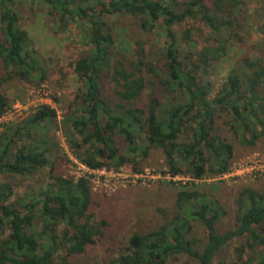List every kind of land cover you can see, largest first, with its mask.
I'll return each mask as SVG.
<instances>
[{
  "label": "trees",
  "instance_id": "obj_1",
  "mask_svg": "<svg viewBox=\"0 0 264 264\" xmlns=\"http://www.w3.org/2000/svg\"><path fill=\"white\" fill-rule=\"evenodd\" d=\"M24 1L0 0V118L13 108L8 87L18 81L40 86L50 75L20 26ZM39 1L56 33L76 23L90 48L71 63L82 88L68 115L59 121L56 109L41 104L0 128V264H73L104 237L107 222L94 212L90 179L60 170V146L52 134L59 126L91 169L133 163L142 172L159 152L167 165L163 174L196 180L227 173L235 160L234 144L219 133L218 119L243 146L264 139V45L238 58L218 90L211 80L232 43L242 40L249 18L264 36V0L254 13L248 0ZM121 18L136 20L130 27L164 42L152 52L141 41L134 47L130 42V49L119 46ZM198 22L207 32L203 45L189 26ZM182 24L188 27L180 31ZM43 175L48 180L37 189L17 193V177ZM164 182L179 187L174 213L134 231L111 264L181 258L215 264L235 240L242 241L236 259L219 264H264V185L239 186L234 224L221 231L228 210L207 183Z\"/></svg>",
  "mask_w": 264,
  "mask_h": 264
},
{
  "label": "rangeland",
  "instance_id": "obj_2",
  "mask_svg": "<svg viewBox=\"0 0 264 264\" xmlns=\"http://www.w3.org/2000/svg\"><path fill=\"white\" fill-rule=\"evenodd\" d=\"M260 0H248L247 6L249 13H254V9L259 7ZM20 26L28 31L31 36L34 48L38 51L43 63L50 73L49 79L40 86L29 85L25 82H15L8 87V92L12 100V107L19 104L13 114H5V119L0 121V128L4 123L16 122L27 117L41 104H48L58 112L59 121L70 113V106L82 88V83L78 79L71 63L74 62L83 52L90 48V40L84 35L82 29L76 24H72L65 33H56L54 23L49 15L48 8L39 0H25L21 7ZM250 15V14H249ZM136 20L131 18H121V27L117 31L118 45L129 48V43L135 41L143 42L148 52L155 51L164 42V37L152 34H143L135 25L130 27V23ZM125 30L124 27L127 26ZM194 27L193 36L204 44L206 40V30L199 22L190 23ZM188 27L182 24L179 27L183 31ZM263 35L257 31V24L252 17L246 23L245 31L242 32V40L236 39L229 48L226 56L215 65L211 80L214 82L215 89L218 90L226 79L229 70L236 60L243 55L255 54L259 48L263 47ZM120 43V44H119ZM58 98L57 99H55ZM7 115V116H6ZM219 133L229 138L235 147V160L259 154L264 157V139L256 147L243 146L238 141L229 126L224 124V119L217 120ZM55 140L59 143L60 151V170L66 176L78 177L85 174L82 168V161L75 155L63 127L59 126L52 131ZM113 172H120L130 178L135 174L133 163L105 167ZM166 170V160L164 155L154 152L148 161L145 162L144 172L147 177L138 183L121 184L117 183L114 177H108L102 171L94 174L91 179L94 191V212L98 220L107 222L104 230V237L96 244L88 248L86 254L72 259L73 264H111L116 256L119 247L123 246L131 234L141 229L143 226L160 223L166 214L174 213L175 197L179 187L164 184L163 180L153 178V174ZM49 174L48 170L45 172ZM182 176V175H181ZM184 176V175H183ZM182 176V177H183ZM48 180L47 176H40L35 179H21L17 177V193L34 188L37 189L40 182ZM179 181V180H178ZM185 179H181L178 184H183ZM188 184V183H187ZM261 187L264 185V178L256 181H249L246 178L240 179L235 183L212 182L207 183L210 191L213 192L221 201L222 205L228 210V214L222 218L220 230H226L233 226L234 216L237 209V195L240 185ZM184 185V184H183ZM205 186V185H204ZM198 235L204 236L202 229L198 230ZM242 241L235 240L228 244L224 251L215 259V264L223 261L236 259V248ZM185 258L176 259L169 264H196L187 262Z\"/></svg>",
  "mask_w": 264,
  "mask_h": 264
},
{
  "label": "built area",
  "instance_id": "obj_3",
  "mask_svg": "<svg viewBox=\"0 0 264 264\" xmlns=\"http://www.w3.org/2000/svg\"><path fill=\"white\" fill-rule=\"evenodd\" d=\"M19 106V104H16L11 110H9V112H7V114H13V112L15 111V109H17ZM14 110V111H13ZM7 116V115H6ZM5 115L2 116L0 118V121H3V119H5ZM82 168L85 171V174L78 176L76 178L79 177H88L91 181V179H95L92 178L94 174L98 173L99 171H102L104 174L108 175V177H114L117 179V183H121V184H130V183H140L142 182L147 175L145 176L144 172L135 174L134 176H132V178H130L127 175H123L120 172H113V170H107L105 167L103 168H99V169H91L88 166H86L84 163L81 164ZM183 176V175H182ZM181 175L178 176H172L170 173L167 174H163L162 172L160 173H156L153 174V178L159 179V180H163V181H174V182H179L181 179H185L186 181H184V185L187 183H191V182H195V183H212V182H232L235 183L240 179H247L249 181H256V180H260L264 178V157L260 156L259 154H255L253 156H248L246 158L240 159V160H236L233 161L230 170L225 173V174H221V175H215L212 177H207L205 179L202 180H196L193 179L190 176H183ZM179 180V181H178Z\"/></svg>",
  "mask_w": 264,
  "mask_h": 264
}]
</instances>
